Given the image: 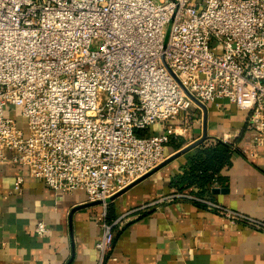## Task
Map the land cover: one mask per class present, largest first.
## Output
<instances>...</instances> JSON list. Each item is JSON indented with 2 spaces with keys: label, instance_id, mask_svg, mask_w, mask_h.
<instances>
[{
  "label": "built area",
  "instance_id": "1",
  "mask_svg": "<svg viewBox=\"0 0 264 264\" xmlns=\"http://www.w3.org/2000/svg\"><path fill=\"white\" fill-rule=\"evenodd\" d=\"M223 99L249 112L264 144V0H0V164L56 191L83 189L107 207L167 159L195 109ZM157 122L164 132L143 133ZM178 198L264 227L211 195L172 192L105 222L97 264L116 224Z\"/></svg>",
  "mask_w": 264,
  "mask_h": 264
},
{
  "label": "crops",
  "instance_id": "2",
  "mask_svg": "<svg viewBox=\"0 0 264 264\" xmlns=\"http://www.w3.org/2000/svg\"><path fill=\"white\" fill-rule=\"evenodd\" d=\"M193 113L187 132L172 134L167 158L205 133L206 138L232 136L234 152L210 184L211 196L264 221V144L247 128L249 112L223 99ZM177 123H184L183 117ZM173 138L182 142L180 148L171 144ZM191 150L112 196L107 207L90 201L83 189L62 192L48 187L25 165L0 164V264H97L103 224L175 192L191 165ZM19 176L24 180L16 190ZM38 221L47 224V234L37 232ZM113 232L105 264H264V227L232 224L222 213L187 199L134 213Z\"/></svg>",
  "mask_w": 264,
  "mask_h": 264
},
{
  "label": "trees",
  "instance_id": "3",
  "mask_svg": "<svg viewBox=\"0 0 264 264\" xmlns=\"http://www.w3.org/2000/svg\"><path fill=\"white\" fill-rule=\"evenodd\" d=\"M143 133H150L149 131ZM171 144L175 149L182 146V142L173 138ZM190 155L191 165L177 181L175 192L188 191L202 195H212L210 184L219 175L220 171L230 162L234 152L233 144L218 138H206L192 148Z\"/></svg>",
  "mask_w": 264,
  "mask_h": 264
},
{
  "label": "water",
  "instance_id": "4",
  "mask_svg": "<svg viewBox=\"0 0 264 264\" xmlns=\"http://www.w3.org/2000/svg\"><path fill=\"white\" fill-rule=\"evenodd\" d=\"M197 101V100H196ZM198 102V101H197ZM207 137V133H205L203 135L202 138H200L199 140H197L194 143H191L190 145L182 148L181 150H179L178 152L174 153L173 155H171L170 157H168L163 163H161L160 165H158L155 169L151 170L149 173H147L146 175H144L143 177H141L140 179H138L135 183H133L132 185L136 184L137 182L145 179L146 177H148L149 175H151L152 173H154L155 171H157L158 169H160L161 167H163L164 165L168 164L171 160L175 159L176 157H178L179 155H181L184 152H187L189 150H191L192 148H194L195 146H197L198 144H200L201 142H203L205 140V138ZM132 185H130L129 187H131ZM129 187H127L126 189H128ZM124 189V190H126ZM123 190V191H124ZM121 191V192H123ZM119 192V193H121Z\"/></svg>",
  "mask_w": 264,
  "mask_h": 264
},
{
  "label": "rangeland",
  "instance_id": "5",
  "mask_svg": "<svg viewBox=\"0 0 264 264\" xmlns=\"http://www.w3.org/2000/svg\"><path fill=\"white\" fill-rule=\"evenodd\" d=\"M18 119L23 123L25 127H27V123H28L27 117L19 114ZM164 131H165V125L162 122H157L153 124L150 129V133H156V134H160ZM169 150H170V145L167 144L166 153H168Z\"/></svg>",
  "mask_w": 264,
  "mask_h": 264
}]
</instances>
